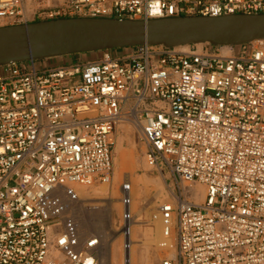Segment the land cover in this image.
<instances>
[{"label":"built area","instance_id":"2783aa9c","mask_svg":"<svg viewBox=\"0 0 264 264\" xmlns=\"http://www.w3.org/2000/svg\"><path fill=\"white\" fill-rule=\"evenodd\" d=\"M0 0V21L264 13V0ZM187 49L141 44L93 60L0 66V264H102L67 202L113 179V134L135 129L173 181L157 213L175 255L160 264H264V40ZM205 187L197 204V187ZM123 248L133 217L121 184ZM166 245V241L162 242ZM125 263L127 260L125 259Z\"/></svg>","mask_w":264,"mask_h":264},{"label":"water","instance_id":"95a60500","mask_svg":"<svg viewBox=\"0 0 264 264\" xmlns=\"http://www.w3.org/2000/svg\"><path fill=\"white\" fill-rule=\"evenodd\" d=\"M257 40H264V13L38 19L0 26V66L104 50L118 53L141 44L237 46Z\"/></svg>","mask_w":264,"mask_h":264},{"label":"bare ground","instance_id":"6f19581e","mask_svg":"<svg viewBox=\"0 0 264 264\" xmlns=\"http://www.w3.org/2000/svg\"><path fill=\"white\" fill-rule=\"evenodd\" d=\"M178 48L184 50L188 48V45L179 46ZM225 48L229 49L228 45H226ZM120 126L123 128V132H125L126 134V140L128 141L130 147H124L122 138H118L116 140L115 162L118 170L116 177H114V180H112L110 184L108 183L105 184V186L103 185V188L101 190L96 189V187H94L93 185L78 186L77 190L79 198L75 201H71L63 195L62 197L67 202L66 214L75 219L80 237L85 238L93 234L100 238L101 249L103 254L102 264H152V262L155 258H157L158 255L161 258L172 257L175 255L174 234L171 233L169 237H164L161 221L158 218V215H155L156 213H154L152 216V222L154 223V227H148L149 229L146 228L148 230L143 231V234L141 236H136V230L134 227L136 223L140 221V218L138 217L142 215L144 206L149 203L148 201L144 203V195L147 194L146 192L148 190H145L147 186L146 183V186H144L145 188H138L139 186H136V181L132 179L131 173L139 166L137 160L138 147L136 146L134 138L131 137L133 130L128 126L126 127V124H122ZM133 129L135 128L133 127ZM144 174L142 175L143 178ZM160 175L162 180L166 182V179L162 172H160ZM138 180L140 181V179ZM124 181H127L131 184L132 203L130 206V211L133 213V217L129 220V222L126 223V226L130 229V235L126 238L127 243L129 245V249L126 251L123 248L124 236L120 230L122 225L124 224L122 218L124 207L120 199L122 193L121 184ZM161 190H158V194L161 193ZM197 191L198 193L195 202L197 204H200L205 198L206 190L202 186L197 187ZM98 194H101L100 196H102V199L105 200L103 201V203L95 204V202H89V200L93 199L94 195ZM153 197H151V199H154ZM158 207L154 208L157 209ZM116 211L118 212V216L116 215ZM148 223H150V221ZM137 226L138 225H136V227ZM165 241L166 245L164 246L162 245V242ZM136 256H138L137 259ZM125 259L127 260V263H125Z\"/></svg>","mask_w":264,"mask_h":264},{"label":"rangeland","instance_id":"374dc122","mask_svg":"<svg viewBox=\"0 0 264 264\" xmlns=\"http://www.w3.org/2000/svg\"><path fill=\"white\" fill-rule=\"evenodd\" d=\"M25 3L27 4V9H28V11H30L31 9H32V7H33V4H32V0H25ZM45 16H43V17H37V16H34V15H32V14H30V12H28L27 14H26V16H24V20H26V21H33V20H38V19H40V18H44ZM7 21H0V26H4V25H8L7 23H6ZM11 25V24H10ZM114 53H117V52H114ZM82 54H87V53H82ZM89 55H93V57H96L97 55H99V54H97V53H92V54H89ZM130 127L132 130H133V132H132V135H131V137L132 138H134V141L136 142V146L138 147V156H137V160H138V164H139V166L131 173V175H132V179L133 180H135L136 181V186L138 187V188H140V187H144V186H146V188H145V190H148L146 193L147 194H145L144 195V203H146L147 201L149 202V203H147L145 206H144V210L142 211V215L140 216V217H138V218H140V223L138 222V223H136V225H138L137 227H136V225H135V234H136V236L137 237H139V236H141L143 233V231H147L149 228L148 227H154V223L152 222V216H153V214L154 213H157V210H158V208L157 209H155L154 207H158L159 205H160V202H161V204L163 203V202H165V201H168L170 198H171V196H170V188L171 187H173V181H172V179H171V175H170V173H169V171H168V168H167V166H166V164L164 163V161L163 160H161L159 163H160V166H161V169H162V173H163V175H164V177H165V179H166V182H164L163 180H162V178H161V175H160V172L158 173L157 171H154L153 169H151V168H149L148 166H147V164H146V161H145V151H146V146H145V144L143 143V141L141 140V138H140V136L138 135V133L136 132V130L135 129H133V127H131L130 125H128V124H126V127ZM122 131H121V130ZM124 130H123V128L121 127V126H118L117 127V129L115 130V132H114V134H113V141H114V145H113V157H114V174H113V179L112 180H114V177H116V175H117V165H116V162H115V157H116V151H115V148H116V140L118 139V138H122V142H123V144H124V147H130V145H129V143H128V141L126 140V134H125V132H123ZM118 133V134H117ZM121 136V137H120ZM125 136V137H124ZM140 167V168H139ZM140 169V170H139ZM145 173V174H144ZM135 174V175H134ZM144 174V178L142 177V175ZM141 175V176H140ZM148 176V177H147ZM142 177V178H141ZM138 179H140V181L138 180ZM149 179V180H148ZM153 179V180H152ZM138 180V181H137ZM149 182H148V181ZM145 181H147L148 182V184H147V182H145ZM153 181H154V183H153ZM112 182V181H111ZM110 182V183H111ZM142 182V183H141ZM156 182V183H155ZM109 183V184H110ZM145 183H146V185H145ZM141 184V185H140ZM103 185L105 186V183H98V184H95V185H93L94 187H96V189H99V190H101L102 188H103ZM151 186V187H150ZM203 185H200V184H198V186H197V184H196V187H202ZM153 187V188H152ZM159 187V188H158ZM148 188V189H147ZM151 188V189H150ZM158 188V189H157ZM161 188H162V190H161ZM203 188H205L204 186H203ZM157 189V190H156ZM158 190H161V193H159L158 194ZM156 192V193H155ZM167 192V193H166ZM151 193V194H150ZM158 194V195H157ZM99 196L101 195V194H98ZM98 195H94L93 196V199H91V200H89V202H95V204H101V203H103V201H105L104 199H102V196H98ZM98 196V197H97ZM148 196V197H147ZM154 196V197H153ZM155 196H156V198H155ZM159 198H158V197ZM150 197V198H149ZM151 197H153L154 199H151ZM96 198V199H95ZM146 198V199H145ZM149 198V199H148ZM159 199H161V200H159ZM151 202H150V201ZM154 202H156V203H154ZM150 206H149V205ZM153 204V205H152ZM154 209H153V208ZM151 210H150V209ZM150 211V217H149V211ZM116 215L118 216V212L116 211ZM145 220H147V221H145ZM143 221V222H142ZM150 221V223H148ZM150 225V226H149ZM141 227V228H140ZM146 228H148V229H146ZM145 229V230H144ZM121 230V229H120ZM137 257L138 256H136V259H137ZM161 257H159V255L157 256V258H155L154 259V261L152 262V264H160V262H161Z\"/></svg>","mask_w":264,"mask_h":264},{"label":"crops","instance_id":"0c3cea01","mask_svg":"<svg viewBox=\"0 0 264 264\" xmlns=\"http://www.w3.org/2000/svg\"><path fill=\"white\" fill-rule=\"evenodd\" d=\"M89 54H92V53H87V54L79 53V54H72V55H67L63 57L43 59V60L38 61V64L40 66H56V65H60L62 63H67L71 61L93 60L96 58V57H93V55H89Z\"/></svg>","mask_w":264,"mask_h":264}]
</instances>
